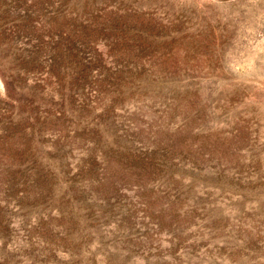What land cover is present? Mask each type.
Masks as SVG:
<instances>
[{"label":"rangeland","instance_id":"1","mask_svg":"<svg viewBox=\"0 0 264 264\" xmlns=\"http://www.w3.org/2000/svg\"><path fill=\"white\" fill-rule=\"evenodd\" d=\"M0 264H264V0H0Z\"/></svg>","mask_w":264,"mask_h":264}]
</instances>
